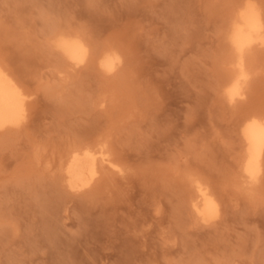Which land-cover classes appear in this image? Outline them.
<instances>
[{
  "label": "rangeland",
  "instance_id": "374dc122",
  "mask_svg": "<svg viewBox=\"0 0 264 264\" xmlns=\"http://www.w3.org/2000/svg\"><path fill=\"white\" fill-rule=\"evenodd\" d=\"M244 1L0 0V65L29 94L23 121L0 128V264H264V148L251 181L241 137L264 118V0H250L262 41L240 94L225 90ZM55 31L84 40L86 60L70 65ZM97 146L119 170L72 189L69 154ZM198 185L218 203L210 220Z\"/></svg>",
  "mask_w": 264,
  "mask_h": 264
},
{
  "label": "bare ground",
  "instance_id": "6f19581e",
  "mask_svg": "<svg viewBox=\"0 0 264 264\" xmlns=\"http://www.w3.org/2000/svg\"><path fill=\"white\" fill-rule=\"evenodd\" d=\"M236 11L228 27L227 41L239 69L226 84L229 99L240 94V82L246 76L242 66L244 52L251 45L262 41L263 31L260 11L252 1H244ZM52 34L51 45L70 65L76 66L86 60L89 48L79 36L63 31ZM119 61V56L111 50L103 51L98 57L99 66L107 72L114 70ZM28 96L0 65V128L17 126L23 121ZM241 137L245 145L242 171L249 180L255 181L260 171L264 148V118H246L241 127ZM103 168L119 170L102 146L74 149L69 154L64 169L67 184L75 190L88 187ZM193 208L206 221L217 215L218 203L206 188L198 185Z\"/></svg>",
  "mask_w": 264,
  "mask_h": 264
}]
</instances>
